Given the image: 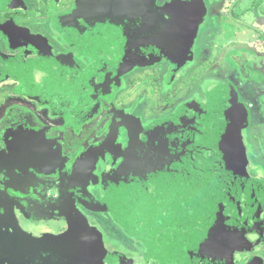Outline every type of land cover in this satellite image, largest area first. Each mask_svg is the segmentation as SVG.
<instances>
[{
    "label": "flooded vegetation",
    "instance_id": "obj_1",
    "mask_svg": "<svg viewBox=\"0 0 264 264\" xmlns=\"http://www.w3.org/2000/svg\"><path fill=\"white\" fill-rule=\"evenodd\" d=\"M84 1L0 0V264L133 263L120 252L162 264L125 215L95 206L108 199L132 146L180 120L185 106L201 110L182 101L206 83L203 98L224 83L238 108L215 98L201 111L264 113V0H146L155 11L191 5L184 8L202 18L193 47L203 56L185 70L187 60L178 68L162 60L123 72L86 52L85 36L100 29L88 27L93 10L81 15ZM262 228L248 222L242 232L247 249L257 243L264 254Z\"/></svg>",
    "mask_w": 264,
    "mask_h": 264
},
{
    "label": "water",
    "instance_id": "obj_2",
    "mask_svg": "<svg viewBox=\"0 0 264 264\" xmlns=\"http://www.w3.org/2000/svg\"><path fill=\"white\" fill-rule=\"evenodd\" d=\"M133 1H84L81 15L87 12L88 19L93 10L88 27L100 29L85 36L86 52L118 72L162 60L183 65L201 16L184 8L191 5L155 11L146 0ZM180 115L136 141L114 174L108 199L95 206L125 215L162 264H232L234 243L248 222L254 231L264 222L262 184L251 181L239 161L245 154L231 112L213 115L190 105Z\"/></svg>",
    "mask_w": 264,
    "mask_h": 264
},
{
    "label": "rangeland",
    "instance_id": "obj_3",
    "mask_svg": "<svg viewBox=\"0 0 264 264\" xmlns=\"http://www.w3.org/2000/svg\"><path fill=\"white\" fill-rule=\"evenodd\" d=\"M243 36L244 37L242 38L246 39L248 43L250 42L251 44H255V43L258 44V41L253 42L256 36L253 37L252 33H247V34L244 33ZM194 56H198V57L203 56V52L201 51V48H198V51L196 50L195 52V49L193 47L192 54L188 57L187 61L185 62L181 70H185L191 64V61L193 60ZM203 87L210 88V86H208L206 83L204 86L201 87L202 90H200L199 93L198 91L197 92L192 91L191 95H193L194 98L188 101L183 100L182 101L183 105L187 104L188 102H192L194 104L196 102V106H198L201 110L210 111L209 108H211V105L209 104V102L212 99L216 98L220 100L225 106H229L230 108L232 107L234 109L238 108V106H235V104L232 102L234 97L230 96V94L228 95L226 84L219 83L217 85H214V92H212V94L209 96L206 95L207 97L205 98H203L204 96ZM215 88H221V90L224 91V93H227L226 98L222 99L221 92L216 90ZM235 112H236L235 121H236V131H237L236 137L239 140V147L244 150V154H245V159L241 161L239 158V161L242 164L244 171L246 172L248 178L251 181H257V182L259 181V183L261 182L262 184H264V136H263L264 113H261L258 117L251 119L252 115L249 113H246L244 111H235ZM141 116L142 118H144L143 115ZM138 118L140 117L138 116ZM252 125L257 126L256 127L257 129ZM253 139L254 140L257 139V141H254ZM255 143L258 144V154H260V150H262V154L260 155V157L258 156L260 159L257 158L255 159L253 156V152H254L253 145L255 147ZM262 234H264V228H262ZM245 239H246V233L245 232L240 233L233 248L232 263L233 264H247V262L248 263L252 262L251 264L264 263V254L259 249V245H257V243H252L250 247L252 251H250V249H247V243L243 242V240ZM120 253H123V257L124 255H126L124 259L133 262L132 264L138 263V256H136L137 254L135 252L132 253L120 252ZM250 253L251 255H249ZM254 253L255 256L252 255ZM249 258L252 259L249 260Z\"/></svg>",
    "mask_w": 264,
    "mask_h": 264
}]
</instances>
